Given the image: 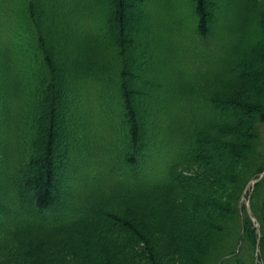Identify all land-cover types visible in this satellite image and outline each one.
Masks as SVG:
<instances>
[{
    "label": "trees",
    "instance_id": "obj_1",
    "mask_svg": "<svg viewBox=\"0 0 264 264\" xmlns=\"http://www.w3.org/2000/svg\"><path fill=\"white\" fill-rule=\"evenodd\" d=\"M263 171L264 0H0V264H264Z\"/></svg>",
    "mask_w": 264,
    "mask_h": 264
},
{
    "label": "rangeland",
    "instance_id": "obj_2",
    "mask_svg": "<svg viewBox=\"0 0 264 264\" xmlns=\"http://www.w3.org/2000/svg\"><path fill=\"white\" fill-rule=\"evenodd\" d=\"M134 8H133V6H132V4H128L127 5V14L128 15H131L132 14V10H133ZM140 27L142 28V26H139V29L138 28H134L135 30H132V29H128V28H126V30H125V32H126V37H138L139 35H140ZM251 184H249L247 187H246V189H245V191H244V195H243V197H242V202H243V204L245 205V207H246V210H247V212L249 211V202H248V195H249V193H250V191H251ZM255 225H257V223H255Z\"/></svg>",
    "mask_w": 264,
    "mask_h": 264
},
{
    "label": "water",
    "instance_id": "obj_3",
    "mask_svg": "<svg viewBox=\"0 0 264 264\" xmlns=\"http://www.w3.org/2000/svg\"><path fill=\"white\" fill-rule=\"evenodd\" d=\"M263 174H264V172H263ZM257 180H258V179H257ZM255 181H256V180H255ZM255 181H254V182H255Z\"/></svg>",
    "mask_w": 264,
    "mask_h": 264
}]
</instances>
